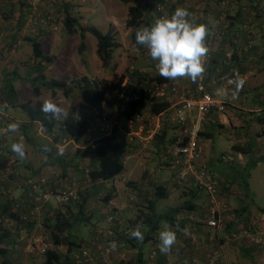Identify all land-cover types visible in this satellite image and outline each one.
<instances>
[{"label": "trees", "instance_id": "trees-1", "mask_svg": "<svg viewBox=\"0 0 264 264\" xmlns=\"http://www.w3.org/2000/svg\"><path fill=\"white\" fill-rule=\"evenodd\" d=\"M52 1L53 0H46V3L50 5V8H52ZM146 1L147 0H124V3L128 7V14H127V20L125 22V26L126 28L130 29L129 37L131 43L134 45L135 48L140 49L141 52L145 51L146 48L144 46H140L135 43V30L141 25L150 26L158 17V13L156 12L155 5L153 7L154 17L150 16L148 13L145 12L143 5L144 6L147 5ZM1 3L2 2L0 0V6H2ZM26 3L27 0H24V2L21 3V6L23 8L20 10L19 16H17L15 29L14 31H12V37L10 38L11 42H9V49L15 50L20 46L22 41H25L32 50V56L35 59H39L38 66H40V69L42 70L44 68L42 63H45L47 65L51 63V61L53 60L51 56H46L43 54L41 45L38 41V39L44 35L34 34L29 36H21L19 34L20 30L27 28L26 23L28 20L29 12H27L26 10L27 7ZM182 3L183 0L180 1V4ZM63 13H64L63 26L65 31L68 34H71L75 31H78L79 33V39H80L78 44L79 55L82 56L86 49L84 34L86 32L90 33L97 41L96 53L102 64V67L109 68L113 59L114 51L120 47V44L116 41L115 35L112 33V30L103 33L94 26H80L77 24L78 20L75 17L71 16V14L66 8H64ZM197 22L200 21H196V23ZM31 28L32 27H29L28 29ZM48 34L49 32H47L45 35ZM146 57H148V59L151 58L150 56H146ZM212 66L210 68V74L215 73V71L212 70ZM17 68H18L17 66H15V69H11V70L5 68V72L2 75H0V80H2V78L4 79L2 83L4 85L6 92L8 93L13 92L10 83H12L14 79L13 77L10 76L17 73L16 70ZM139 72H141V74H139ZM132 73L134 74L135 77H138L137 82L133 84L131 79H129L130 85L124 86L123 88H119L120 81L114 85L112 82H108L106 80L90 79L86 76L80 78H74L67 81V80L47 79L43 74L39 73V75L36 77L27 78V82L30 84L32 88V93L35 97L39 95L41 89L47 90L52 98L55 96L57 91H62L64 97H68L75 90H77L80 95L83 106L80 107V109H72L70 112L66 114V118L64 116L61 120L54 118L51 114L43 113L40 110L42 103L39 101L34 102L29 100L24 103H20L16 105L13 104L14 107L15 106L19 107L26 114L28 118L29 122L27 124H24L23 127L25 128L33 127L36 128L37 131H39L38 129L41 128L42 134L44 136L49 137L51 139L50 141H52L51 142L52 147H49L50 151L46 152V159H47L46 162L47 163L52 162L53 164L57 163L58 166H61L62 171L60 175L61 178L47 180L48 185L53 190H65L67 188L74 189L78 193L79 197L75 200H70L67 204L62 206L46 205L41 209L39 215L35 217L34 215L31 214L34 207V202H33V198L30 195H28L29 192L28 185H26L23 182L21 183L19 181L16 184H12L10 181L7 180V178H4V176H2L4 174L0 172V257L1 259L4 258V254L8 250V248H6L5 240L7 238L8 241L9 239L12 240L11 235L15 233L17 235L18 229L22 230L23 228L25 229L22 230L23 234L26 232L32 233L36 231L38 228H41L44 233L43 236L44 237L49 236V239L44 240L46 245V249L44 250V252H40L39 250H37L35 248L36 245L35 243L32 244L33 247L35 248L36 254L38 255V259L40 260V261L38 260L36 264H91L87 262L78 263L74 258V256L79 252V250H84L85 248L91 249V252L95 256V261L97 263H92V264H104L101 260L100 252L96 249V246L105 244L107 247H109V243L112 242L113 240H116V238H118L119 241L121 240L120 247L117 250L130 251L133 253V257H134V247L140 246L141 248L139 251L141 253H144V251L142 250L143 246L147 245V242L153 239L151 234L158 230L159 222L161 220L168 221L169 225L172 226V229L177 230L179 234H181L182 236H184L187 233V236L185 237L190 236L189 232H186L187 225L185 220L187 219L190 220L193 224L192 225L193 227L201 226L199 219H201L205 224V227L208 229L209 232L207 233L203 232L202 240L204 242H201L202 243L201 246H203V254H204L203 260L190 259L188 264H192V261L194 260H197L202 264H204L205 262L208 264L220 263L223 257V245L225 244L226 241L231 242V240H227L226 237L232 231L238 232L240 229L244 228V229H248V231L253 236L257 237V235L253 234V229L251 226H248L245 223L240 227L237 226L234 219L236 215L230 218L229 223L226 225L225 228L223 227V225L222 227H218V228H209L206 225V219L208 218V216H210L209 209L212 207V205L210 204L207 194L193 184L185 187L182 186L185 189H188V190H184L183 193L195 197L198 191H202L205 194L206 199L201 207L200 206L198 207V205H196L192 201H185L184 204H182L181 206L171 208L168 214H165L163 216L160 215V217L157 219H152V216H154L155 213L157 212L154 203L151 201L152 199L148 200L147 203H145V201H137L136 205L138 207V210L141 211V214L145 215L143 211L144 210L143 207H145V209H147L151 215V216L149 215L148 217L146 216L144 219L137 217L138 221H143V223L152 225L151 228L152 231L143 234L144 239L142 242L137 241L135 238L129 239V235L131 234L133 228L137 226L138 221L131 219L127 223L125 220H122L119 209L114 205H111V210H109L107 213H104L103 215L102 214L99 215V218L101 220V225L103 224L102 227H97V226H101L99 225V223L93 225L91 228L90 235L87 238L85 237L82 238L81 235L77 234L75 226L78 224V222L88 221L89 218L93 216V214L96 215L97 213L96 210H98V207H95L94 204L90 206L87 203L88 197L87 194L85 193L86 186L97 182H103L107 184L106 182L114 179L116 176L122 173V171L124 170L122 153L123 152L128 153L129 152L128 150H130L131 147H132V151L134 149L133 148L134 145L128 143L127 140L125 144L122 146V143L117 139L116 132L118 125L114 121L113 123H115V125L110 135L100 134V136L95 137L94 141L89 146L83 148V150L81 148L79 149V147H83L86 145L87 143L86 136L89 135L91 132H93L91 131V129L93 128L94 125H96L94 119L100 118L101 116H104L106 118L105 114L102 115V111H103L102 107L105 103L106 94L108 92H112L115 90L118 93L121 92L123 94H129L137 91L142 92L144 88L148 87L143 85L142 83L140 84V78H142L144 74L141 70L134 69ZM176 80L180 81V78ZM168 81H171V79H165L160 75L155 76V78L153 79V83L154 82L162 83ZM113 96L117 98V95L114 94ZM117 100L119 101L118 98ZM2 102H3L2 97H0V105L3 104ZM146 107H149V111L151 114L157 115L165 111L169 106L165 102L155 103V104H147L143 100L138 102H132L131 104H129L128 107H126V109H122L120 107V109H122V116L125 119L124 123L127 124L128 119L134 118L135 114L141 113V111L144 110ZM7 108L8 107L0 106V110L4 112V116H2L3 119L1 118L0 120V129L4 125L8 128V125L11 124L10 115L6 112ZM212 112L213 111H211L210 113ZM210 136L211 135L208 134L207 137L210 138ZM9 140L10 139H7L8 142ZM68 140L69 141L71 140L72 142H74V144L79 146L75 150L74 157L72 158V160L71 159L66 160L69 158V156H61V155H56V157L58 156L57 157L58 160H56V157L52 158V156L54 155L57 149L56 145H61L62 143H66ZM7 141H4V147L0 146V149L2 150L1 159H0V170H4L7 159H9V157H13L15 158L20 171V167L22 166V161L19 157L10 155L7 152L5 147L7 145L6 143ZM160 147L157 148L160 149ZM80 155L82 157L88 156L91 159L89 166H87L86 168L79 167L78 163L81 159ZM221 156H224V154H221ZM221 156L219 158L220 161L225 162L221 159ZM70 161L73 163V166L71 167L73 178H68L69 177L68 171L70 170V167L68 168V166L71 164ZM225 163H229L232 165L233 161L225 162ZM79 174H82V176ZM40 176L43 177L41 173L30 175L27 177H24L21 174V176L19 175V180L20 177L23 179L25 178L27 179V178H37ZM8 177L13 179V181H17L13 177V174H10ZM80 178L82 182L80 181ZM218 181H219V187H218L217 196L221 200L222 199L221 194H223L222 191L223 188L220 187L221 185L220 180ZM128 185H131V183H127V186ZM8 187H11V192L13 195L11 199H9V196L4 195ZM192 188H194L195 190ZM114 191H115L114 187H111L109 190L104 189L103 191L99 189L97 191L98 194L96 195L95 198L98 199L103 195L101 203L107 206L108 208L109 204H112V201L114 199V194H113ZM168 194L169 191L167 188L155 183L153 184V188L151 187L149 195L155 198H163V197H167ZM140 197H143L142 194L140 195ZM221 213L223 212L219 213L220 219L222 218ZM110 215H112L113 218H115L113 219V222L109 227L111 230V235L104 236L102 235V233H98V231L105 230L107 228L108 226L107 216ZM4 218L5 219L7 218L9 219V221H12L15 227L17 228L14 231H12V229L5 228L3 224ZM177 225L179 226V230L176 227ZM192 226L189 227H191L194 231H196ZM189 227L188 229H190ZM8 233L11 234L10 237H8L9 236ZM21 235L22 234L19 233L18 237ZM241 239H245V238H241ZM245 242L246 239L243 242V245L251 250L252 247L248 246V244H246ZM18 243L20 244V242H18V239L17 240L15 239L14 243L12 242L10 244V246L12 245L11 248L15 249L17 254L19 253L18 250H20L19 246L21 245V244L19 245ZM254 246L258 247L259 245H254ZM61 247L66 248L65 253L61 252L60 250ZM213 252H216V255L214 258L212 257L211 259L210 255ZM155 255H157V253H155ZM113 258H114L113 260L114 264L116 263V261H119L118 264H134V260L132 258H130L128 261L127 259L125 261V259L116 260L117 257L116 258L113 257ZM149 258L150 256H148L147 259L148 261L146 262V264L151 263V260ZM4 264H9V263L4 262Z\"/></svg>", "mask_w": 264, "mask_h": 264}, {"label": "crops", "instance_id": "crops-1", "mask_svg": "<svg viewBox=\"0 0 264 264\" xmlns=\"http://www.w3.org/2000/svg\"><path fill=\"white\" fill-rule=\"evenodd\" d=\"M63 9L66 8L71 16L75 17L78 22L77 24L80 26H96L97 29H99L101 32L106 33L109 30H112V33L116 34L115 30L118 28L120 24L126 22L127 20V14H128V7L123 6V3L121 0H58ZM185 3L189 4V6L193 9H197V11H201L204 17V20L197 22L198 24H205V20L207 18L212 17L213 9L212 4L216 2V0H183ZM229 8H228V20L230 21L231 30L228 35L223 37L221 40L215 43L214 49H213V66L212 70L215 72L223 71L226 73H229L233 76H236L237 74L239 78L244 79L245 83L243 88L234 96V93L236 92L235 89V83L227 90V106H234L236 102H239L240 100L243 101L244 95L247 90H255L258 87L264 86V0L261 1L259 6L257 8L252 7V1L253 0H229ZM1 5L4 6L5 2H8V0H1ZM125 7L124 13L123 8ZM20 11V10H19ZM17 12L19 15L20 12ZM123 13V15L121 14ZM200 12V13H201ZM147 13V12H146ZM150 15V14H149ZM17 17V16H16ZM154 17V15H153ZM1 18V17H0ZM154 19V18H153ZM191 20V18H189ZM2 20V19H1ZM13 20V19H12ZM87 20H90V25L87 24ZM3 21V20H2ZM1 21V22H2ZM4 23V21H3ZM16 25V21L14 22ZM2 26L5 27V24ZM124 27H126L124 25ZM128 29V28H127ZM130 30V29H128ZM12 31L14 30H7L5 29V32H1L0 36L4 37L5 42L2 43L3 39H0V61L3 64L6 65V68L11 70L15 69V66L18 68L20 67L21 63L26 60H32L33 64L30 66L29 69H27L26 75L19 74V70H17V73L14 75H11L10 77H13L14 81L10 83L13 92H6L4 85L2 81L0 80V97H2V103L8 107L6 112L10 115L11 124L12 123H18L19 124V130L17 132H10L11 138L10 142L5 146L7 152L10 155L18 157L16 153H14L11 150V145L13 143L22 142L25 146V158L22 161V166L20 167V171L22 176L27 177L30 175H35L38 173H41V175H45L49 170L51 172H56V175L58 176L57 167L58 164H53L52 162H46L47 159L39 160L36 162L34 157L37 156V154L44 151V147L47 146L52 147V144L50 141L51 139L47 136H44L43 134L36 131V128L30 127L25 128L23 127L24 124H27L28 118L26 114L17 106H13V104H20L24 103L26 101H39L43 103V101L49 97H51L50 93L45 90L41 89L39 95L35 97L32 93V88L30 84L27 82L26 78L30 77H36L39 75V73L43 74L47 79H55V80H71L74 78H80L83 76H86L90 79H98V80H106L107 79L112 80V76H108V68H103L102 64L97 56L96 50H97V41L92 39V35L90 33H85V45L86 49L82 56L78 53V44H79V33L78 31L69 34L70 40L68 41L66 36L63 35L61 32L53 33L49 35L41 36L38 41L41 45V49L44 55L51 56L53 60L49 64L42 63L44 68L41 70L39 65V59H35L32 56V50L30 46L25 41H22L19 48L16 50H10L9 49V42H11L10 38L12 37ZM67 34V33H66ZM130 32H128V35ZM7 35V36H6ZM250 37L253 40V48L248 51H242L239 53L240 50H242L246 44L247 37ZM89 48V53H88ZM8 51V54L6 52ZM14 51V52H13ZM116 52V51H115ZM114 52V54H115ZM83 59V61H82ZM253 71L251 75L244 76L248 71ZM256 72V73H255ZM159 76V74H157ZM156 75V76H157ZM5 76V75H4ZM259 78L257 79V77ZM114 79V78H113ZM127 85H130V81L125 80L124 81ZM180 85L183 88L186 89H192L193 88V82L190 78L184 77L180 78L179 81ZM123 85V83H122ZM73 93L69 95L68 97H64L62 91H57L55 96L51 99L58 104L60 108L65 109L64 113L70 112L72 109H78L83 106L82 100L80 98V95L76 94L77 98V105L74 106L71 100ZM61 103V104H60ZM67 107V110H66ZM75 107V108H74ZM235 108L243 110L242 112L246 113H252L257 114L256 117V123L258 125L263 126L264 125V113L260 111V109H246L245 107L241 108V106H234ZM102 115H108L112 113V110L115 111V113L112 115V117L109 119L111 122L117 123V139L122 143V146L125 144L127 138L126 134H129L131 130L127 128L125 122V119L122 116V109H120V102L113 96L112 93L106 94V100L102 107ZM87 111V110H86ZM119 113L120 117L115 116L116 113ZM209 116V118H208ZM207 116L208 121H210L211 124L217 125L220 128H224L227 131H230L232 134L235 133L237 136L236 139H234V144L232 146L233 151L238 155L236 158L238 159L239 167L235 168L233 167L232 170H243L246 169V166L248 164L253 163L252 159L259 158L258 150L255 149L253 152V148H249L251 145V142L248 141L246 138L247 134L243 133L240 134L237 133V130H242V123L239 121L238 116L235 114H229V115H221L219 116L217 112L213 111ZM64 116H61V119ZM60 119V120H61ZM207 120V119H206ZM91 121V120H89ZM254 121H249V124L254 125ZM224 125H227L225 127ZM90 126V125H89ZM92 126V124H91ZM207 126L204 124V132L201 138V146L203 148V154L204 159L205 158V152L204 148L205 146V140L208 139L209 132L207 131ZM39 130V129H38ZM91 132L89 135L86 136V145L83 147H79L71 140L67 141L65 144L56 145V152L54 153L53 157H56V155H60L59 152L62 150L63 154L61 156H69V160L74 157L75 150L79 147L83 150V148H86L89 146L95 139V137L100 136L99 128L97 125H94L91 129ZM243 131V130H242ZM244 132V131H243ZM264 133V129H261L260 132L255 131V143L261 142V136ZM168 129H164L160 135H158L155 140L153 141L152 145L153 147L157 148L160 147L162 144H166L173 138H167L168 135ZM176 135V134H175ZM207 135V136H206ZM173 140V139H172ZM59 144V143H58ZM146 148L144 151H142L141 158L135 159L132 154L134 153V149L132 151V147L130 150H128V157L126 159L125 164L129 160H139L142 161L143 168L141 169V172L137 170V163L133 164L132 167L127 171V177L130 179L127 183H131L132 186H135L134 178L139 177L140 180H147L148 179V168L144 167L145 165H154L160 167L159 160L157 158V155L155 154V151L153 149ZM134 148V147H133ZM58 157V156H57ZM56 157V160L58 158ZM80 157H82L80 155ZM79 157V158H80ZM68 162V161H67ZM124 164V166H125ZM70 166H68L69 168ZM56 168V169H55ZM136 175H132V174ZM57 178V177H56ZM220 187H222L223 194H225L226 201H229L230 203V194H236L233 190V180H230V178L226 175H223L220 180ZM107 184L103 182H97L92 183L86 186L85 193L88 197V204L91 206L94 203V199L96 195L98 194L97 191L100 189L103 191L104 189H110V182H106ZM133 183V184H132ZM126 184V183H125ZM126 188V185L125 187ZM151 188V187H150ZM127 189V188H126ZM184 191V190H183ZM225 192V193H224ZM229 196V198H228ZM100 202V201H96ZM99 209L105 207L104 204H99ZM96 207V206H95ZM106 208V207H105ZM187 227L192 226V222L190 220H185ZM97 226V227H102ZM95 229V228H94ZM194 229L196 231H191L189 234L190 236L182 238L179 236L178 243L173 244L171 247V250L167 253H162L160 251L159 245V235L158 231L151 234L152 240L147 242V246L149 247V251L147 252V256L144 255V253H141L140 246L134 247V264H146L148 261V256L152 253V251H156L157 255L154 259H151L150 264H188L190 259H198L203 260V246L201 241L203 237V231L201 227L194 226ZM12 233V232H11ZM20 233V230L18 229L17 235L15 234H9L12 236V240L8 238L5 240L6 248L8 250L4 254V258L1 259L0 264H4V262L10 263L16 260H19L21 256L20 250H18V254L15 251V249H12L10 244L15 239L17 240V237ZM117 243V248L114 252H117L120 247L121 240L119 241L118 238L116 240H113ZM88 243V241H87ZM236 243H233V247H230L228 245H225L223 248V257L222 261L218 264H234V257H232V254L237 251V253L242 254H251L252 249L246 248L242 243H240V246L235 245ZM9 246V247H8ZM144 251V246L142 248ZM142 251V252H143ZM141 253V254H140ZM208 264V263H204ZM210 264V263H209ZM238 264V263H236Z\"/></svg>", "mask_w": 264, "mask_h": 264}, {"label": "rangeland", "instance_id": "rangeland-1", "mask_svg": "<svg viewBox=\"0 0 264 264\" xmlns=\"http://www.w3.org/2000/svg\"><path fill=\"white\" fill-rule=\"evenodd\" d=\"M159 1L160 0H147L146 1L147 5L145 6L143 5L145 12L150 14V16H153L154 15L153 7L155 3ZM22 2H24V0H8V2H5V4H3L4 6H0V13H1L0 33L5 32V29L6 31L7 30L9 31L10 29L11 30L15 29L14 22L17 19L16 16H19L17 12L23 8L21 6ZM60 2L58 0L52 1V8H51L52 16L56 20V22H58L59 25H58L57 32H52V33L50 32L49 34L58 33L62 31L61 33L65 35L67 40L69 41L70 36H68L69 34L65 31L64 26H63V16H64L63 10L64 9ZM121 2L123 3V6H126L127 8V5L124 3V0H121ZM124 10H125V7L123 8V13H124ZM123 13L121 12L122 15ZM1 19L4 21V23ZM90 23L91 21L87 20V24L90 25ZM3 24H5V27L2 26ZM124 25H125V22L123 21V23L120 24L118 28L115 30L116 41L120 44V47L115 50L116 52L114 51L115 54H113L111 65L108 68V71L106 72V74L108 73V76L110 77L112 76L114 79L112 78V80L110 79H107V80H109L108 82H112L114 85L120 81L119 88H122L123 86H127V84L124 82L127 79L128 81L129 79H131L132 83L134 84L135 82H137L138 77H135L134 74L131 73L130 71L137 69V70H141L144 73L143 77L140 78V84L142 83L145 86H150L153 84V79L155 78V76L159 74L156 68L157 61L155 62L151 60V58L148 59V57L142 55L141 54L142 52L140 49L139 51H137V48H135L134 45L130 41V37L128 35V32H130V30L124 27ZM19 34L21 36L33 35L32 32L30 33L27 29L20 30ZM0 39H3L2 43L5 42L4 37L0 36ZM92 39L96 41L94 37H92ZM88 53H89V48H88ZM6 54L9 55L8 51L6 52ZM6 58L7 57H5L4 59L6 60ZM4 59H2L1 61H3ZM1 61H0V68H1L0 75H2L5 72V68H6V65L3 64ZM32 64H33L32 60L25 59V61L22 62L20 67L17 69L19 70L18 71L19 74L26 75L27 73L26 70L29 69ZM258 78L259 76L257 77V79ZM24 79H27V78L25 77ZM115 92L116 91L114 90L108 93H112L114 95ZM76 94L79 95L77 90L73 92V95L71 97L73 105L75 104L74 106H76L78 103L77 98L75 97ZM234 106H241V108L245 107L248 110L249 109H260V111L264 113V86L263 87L260 86L256 88L255 90H247L244 95L243 101L240 100L239 102H236ZM234 106H227L224 112H221V113L217 112V114L219 116L221 115L227 116L233 113L236 116H238L239 121L242 123V126H243L242 130L244 132L242 130H237V133H239V135L243 133L247 134L245 139L251 142V145L249 148H253V152L255 149H257L259 151L258 152L259 158L252 159L253 163L248 164V166H246V169H243L240 171L236 169L232 170L233 167L235 168L239 167L238 159L236 158L238 155L233 151V148H232L233 144L235 143L234 139H236L237 136L235 135V133L232 134L230 131H227L224 128H220L217 125L211 124L210 121H208V118H209L208 116L207 120L205 121V125L207 126L206 127L207 131L209 132L211 136L210 138L206 139L204 142L206 146L204 148L205 158H206L205 161L208 164L209 169L216 175L218 180H221L223 175H226L230 178V180H233V190L235 191L236 194H230L231 195L230 203L229 201H226L225 196L221 194L222 196L221 201L223 205L221 207V212H223L221 213V216H222L221 224L223 225V227L225 228L226 225L229 223L230 218L236 215L234 219H235V223L237 224V226L240 227L244 223L247 224L248 226H251L253 229V234L257 235V237H254V238H257V240L261 242L258 247H255L254 245L256 244L252 241V239L249 240L246 238L245 243L248 244V246L252 247L251 254L250 253L242 254V253H237V251H235L232 254V257H234V262H235L234 264L236 263L238 264H264V133L261 136L260 143L254 142L255 131L260 132L261 129H264V125L261 126L256 123L257 114L242 112L243 110L235 108ZM61 109L63 110V112H65V109L63 108ZM66 110H67V107H66ZM114 113L115 111L112 110V113L106 115V119H110ZM115 116L120 117L118 112L116 113ZM59 119H61V117ZM250 119L251 121H254L255 119V123L254 125H252L251 128H250L251 125L249 124ZM224 126L227 127V125H224ZM8 132H9V136L7 139H10L11 133L10 131ZM168 133L169 134L167 135V138H172V137H173L172 139L175 138L176 132L173 129L170 128L168 130ZM232 137H234V139ZM4 141L6 140H4V138L0 135V146L1 147H4ZM9 142L7 141L6 143L8 144ZM63 144L65 143H62L61 145L63 146ZM151 145H149L148 147L150 148ZM154 148L155 147L151 146V149L154 150ZM221 154H224L225 156L232 158L233 159L232 165L229 163L220 161L219 158ZM45 158H46V154L43 152L37 154V156L34 157L36 162L38 161V159L44 160ZM90 162H91V159L88 156H83L81 157L78 164L80 168H86L87 166H89ZM132 163L133 164L137 163L138 164L137 170L141 172V169L143 168V165H144V164L142 165V161L129 160L125 164L124 170L122 171V173H120L114 179L109 181L110 186L115 188V191L113 193L114 199L112 201V204H109L108 208L107 206H105L106 208L103 207L99 209L98 205L99 204L101 205L103 195L99 197L98 199L96 198L94 199L93 204L94 206L98 207V210H96L97 211L96 215L93 214V216H91L88 221L78 222V224L75 226L77 234L81 235L82 238L89 237L91 228L93 225H96L97 223L101 225V220L99 218V215L100 214L103 215L104 213H107L109 210H111V205H114L115 207L119 209L122 220H125L128 223L131 219L138 221L137 217L144 219L146 216L148 217L150 215V212L147 209H145V207H143L144 208L143 211L145 215L141 214V211L138 210V207L136 205L137 201H145V203H147L148 200L152 199L151 201L154 203L156 210H157L155 215L152 216V219H157L160 217V215L163 216L165 214H168L171 208H175L177 206L179 207L182 204H184L185 201H192L196 205H198V207L199 206L201 207L203 202L205 201L206 196L202 191H198L195 197H192L189 194H184L183 190H188V189H185L184 187L177 185L173 181V171L169 168L159 169L158 167H156L157 165L156 166L145 165L144 167L148 168V175H149L148 179L139 181V177L134 178L135 186H132V185L127 186V182L128 180H130L127 177V171L132 167ZM69 166H70V170L68 171L69 174L67 173L69 176L68 178H73L72 170H71L73 163L71 162ZM56 167L57 169L56 168L55 169L58 172V176L56 175V172H51V170H49L45 175H43V177L46 180L61 178L60 175H61L62 168L61 166H56ZM136 174L134 173L132 175L134 176ZM79 175L82 176V174H79ZM80 181L82 182L81 178H80ZM155 183L158 185H162L168 189L169 194L167 197L155 198L149 195L150 190H151L150 187L153 188V184ZM125 185L127 189L124 188ZM141 194L143 197H140ZM96 201H100V202H96ZM199 222L201 223L200 227L202 231L204 233L209 232L201 219H199ZM165 223L169 225V222L166 220H161L159 222V228L157 230L158 235L160 231L163 230ZM13 225L14 224H12L10 227H7L6 225H4V227L12 229V231H14L17 227ZM137 225H140V228L143 234L152 231L151 224L143 223V221H138ZM189 228L190 229H188V227L186 228V232L190 233L193 230L191 227ZM22 230H25V229L23 228ZM22 230H20V233L22 235L17 237L18 242H20L21 244L20 245L18 243L20 245L19 246L20 247L19 256L21 257L19 260H16L13 262L10 261L9 264H36L39 260L38 255L36 254L34 247L32 248V253H30L31 252L30 247H32L33 241H36V243L40 244L42 243V241L49 239V236L44 237L43 236L44 233L41 228H38L36 231L32 233L26 232L24 234L22 233L23 232ZM172 230L176 232V236H177L176 242L177 243H178L179 236H181L182 238L187 236V233L184 236H182L181 234H179L177 230L175 229H172ZM129 239H134L131 236V234L129 235ZM237 240L235 241L231 240V242L226 241L225 244L223 245V248L225 245L233 247L232 246L233 243H236L235 245L240 246V243L243 244V242L245 241V239H237ZM201 242H204V241L202 240ZM105 246H106L105 244H101L102 249L106 248V249H109L110 251V253L108 254L105 253L107 254L106 260L108 261L109 264H114L113 257L115 258L117 257L116 260L125 259L126 261L127 259L128 261L130 258L134 260L133 253L130 251L119 250L117 252H114L110 250L109 247L107 246L105 247ZM60 250L62 253H65L66 248L61 247ZM148 251H149V247L147 245H144V255L145 256H147ZM155 253L156 251H153L150 254V258H149L150 260L155 258L156 256ZM93 262L97 263L96 261H93ZM118 263L119 261H116L115 264H118Z\"/></svg>", "mask_w": 264, "mask_h": 264}, {"label": "built area", "instance_id": "built-area-1", "mask_svg": "<svg viewBox=\"0 0 264 264\" xmlns=\"http://www.w3.org/2000/svg\"><path fill=\"white\" fill-rule=\"evenodd\" d=\"M181 0H161L155 3V9L158 17L170 16L177 7L186 8L192 15L191 20L202 21L204 20L203 14L197 9L191 10L189 4ZM262 0H253L252 7L257 8ZM229 0H216L212 4L213 14L212 17L205 20V25L208 28L206 36V46L209 51L204 57L205 72L201 78H198L193 83L192 89L183 88L179 81L171 80L168 82L157 83L144 88L142 92H132L123 94L115 92L120 102V107L126 109L132 102L145 101L147 104H155L165 102L168 108L157 114H151L149 107H146L141 113L135 114L134 118L128 119L127 128L130 133L126 134L127 142L134 145V153L132 156L135 159H140L142 151H144L155 138L161 134L164 129H173L176 132L175 138L168 143L162 145L160 149L154 148L157 154L160 167L169 168L173 171V181L179 186H190L191 184L203 190L210 201L212 207L209 209V215L206 219V225L209 228L222 227L219 213L221 212L222 201L218 198L219 181L215 174L208 169L207 163L204 159L203 148L201 146L202 132L204 131V124L208 114L211 111L218 113L224 112L227 105V90L234 85L230 81H235L236 76L229 73L218 71L210 74V68L213 63V49L216 42L228 35L231 30L230 21L228 20ZM26 10L28 13V20L26 23L27 30L32 34L45 35L47 32H57L58 22L53 18L50 5L46 0H27ZM201 12V13H200ZM32 27L31 29H28ZM253 48V40L248 36L246 44L242 50L248 51ZM144 56H150L148 50L142 51ZM134 70H131L132 73ZM252 70L248 71L244 76L251 75ZM1 73V68H0ZM141 74V72H139ZM124 87V86H123ZM122 87V88H123ZM0 106L6 107L1 104ZM4 116V112L0 110V120ZM3 119V118H2ZM95 124L99 128V133L102 135H110L115 123L106 119L104 116L94 119ZM39 133L42 134L41 128ZM0 135L7 141L9 136L8 128L4 125L0 129ZM2 150H0L1 159ZM123 162L125 164L128 153L123 152ZM225 162H232L233 159L228 156H221ZM4 178H7L12 184L18 181L28 185L30 195L33 198L34 207L31 212L35 217L39 215L41 209L46 205L62 206L67 204L70 200L77 199L78 193L74 189L67 188L65 190H53L48 181L40 176L37 178H21L19 180V167L15 158L9 157L5 163L4 170H0ZM13 174L17 181L8 176ZM4 195L13 197L11 187H8ZM217 216V217H216ZM113 216H107L108 226L105 230H99L104 236L111 235L110 226L113 222ZM3 224L10 227L13 222L9 219H3ZM248 229H240L238 232L232 231L226 238L227 240L235 241L241 238H247L259 245L260 241L254 238ZM35 248L40 252L46 249L45 242L38 244L36 241ZM32 243V244H33ZM17 247V246H15ZM30 247V253H32ZM96 249L100 252L101 260L104 264H109L107 254L110 253L109 249H102L101 245H97ZM27 251V250H25ZM107 253V254H105ZM216 252L210 255L211 259L214 258ZM76 262L94 263L95 256L91 249L79 250L74 256ZM192 264H202L194 260Z\"/></svg>", "mask_w": 264, "mask_h": 264}, {"label": "clouds", "instance_id": "clouds-1", "mask_svg": "<svg viewBox=\"0 0 264 264\" xmlns=\"http://www.w3.org/2000/svg\"><path fill=\"white\" fill-rule=\"evenodd\" d=\"M191 15L186 8L177 7L170 16L157 18L150 26L141 25L135 30V43L148 50L152 60L157 61L156 68L159 75L165 79L176 80L188 77L195 83L205 72L203 58L209 51L205 43L208 28L205 24L190 20ZM230 83H235V96L243 88L245 81L237 74V79ZM40 110L57 119L61 116L66 118V113L51 97L43 101ZM18 130V123L8 125V131L17 132ZM11 150L21 160L25 158V146L22 142L13 143ZM44 151L48 152L50 149L45 146ZM59 154L62 155L63 151L61 150ZM176 227L179 230V226ZM131 236L137 241H143L144 236L140 225L131 231ZM176 239V232L165 223L163 230L159 233L160 251L169 252ZM109 248L115 251L117 243L110 242Z\"/></svg>", "mask_w": 264, "mask_h": 264}]
</instances>
